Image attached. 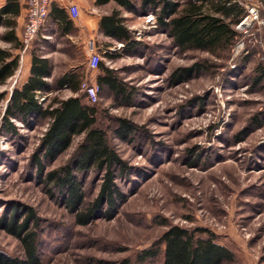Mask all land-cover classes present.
<instances>
[{"label": "rangeland", "instance_id": "374dc122", "mask_svg": "<svg viewBox=\"0 0 264 264\" xmlns=\"http://www.w3.org/2000/svg\"><path fill=\"white\" fill-rule=\"evenodd\" d=\"M242 2L248 14L236 27V44L220 56L179 51L149 15L122 13L136 44L131 51L99 38L117 55L103 62L133 92L130 101L122 102L108 89L100 91L98 125L107 130L128 170L116 171L124 199L115 213L105 209L87 226L78 225L65 194L44 182L48 172L74 163L81 138L49 162L42 149L48 121L11 119L15 131L8 130L4 112L20 80L0 85V95L7 92L0 102V218L17 208L22 221L28 209L33 211L40 223L42 264L135 259L174 225L214 234L235 253L234 264H264V78L258 82L264 69V0ZM45 41L41 53L51 64L67 59L60 51L63 40ZM0 47H7L1 38ZM79 52L71 59L74 64L82 59ZM196 64L199 72L174 81L176 70ZM50 82L54 85V77ZM64 95L48 93L42 104ZM119 119L134 128L126 139L115 133ZM36 158L44 165L41 173ZM79 177L85 209L97 198L103 176L93 169ZM0 251L24 256L21 242L2 228Z\"/></svg>", "mask_w": 264, "mask_h": 264}, {"label": "trees", "instance_id": "16d2710c", "mask_svg": "<svg viewBox=\"0 0 264 264\" xmlns=\"http://www.w3.org/2000/svg\"><path fill=\"white\" fill-rule=\"evenodd\" d=\"M112 1L136 14L152 11L158 26L166 31L174 47L183 53L202 51L220 56L221 52H228L239 36L236 27L248 14L242 0H97L96 4L104 6ZM19 13L17 0H9L0 9V29L8 28L0 38L11 44V48L0 47V85L6 84L19 68V55L12 52L13 49H21L14 19ZM101 30L122 43L128 51L136 47L126 19L118 10L102 18ZM106 57L115 60L117 55L107 51ZM99 69L102 73L96 82L100 91L105 88L122 102L130 101L133 89L118 76L116 70L106 66L103 61ZM199 70V64L193 68H179L172 78L175 82H184ZM261 70L263 74L258 82L264 78V69ZM52 72L50 60L35 54L29 79L22 87H14L10 92L4 118L11 132L15 131L11 119L27 122L35 116L48 121L42 138V149L49 162L55 161L67 151L75 139L81 138L74 163L48 172L44 182L54 185L65 194L67 206L77 212L78 225L87 226L105 209L107 214L115 213L118 202L124 199L116 183V171L123 174L128 169L110 143L107 130L99 127L97 103L92 104L87 99L78 74H65L55 88H67L76 96L54 98L47 106H43L42 99L55 90L54 85L45 80L52 76ZM6 94L0 95V102L6 98ZM119 125L115 131L119 138L126 139L134 132L133 126L124 119H119ZM35 160L40 173L43 172L42 161L39 158ZM93 169L101 173L103 182L97 198L83 209L86 196L79 176ZM21 219L22 214L17 208L10 209L0 218V228L17 238L24 250L21 258L0 251V264H42L38 233L40 223L31 209ZM203 232L207 233L201 229L193 231L178 225L169 226L153 247L139 252L135 259H124L118 264H234L235 253L220 245L214 234L204 236Z\"/></svg>", "mask_w": 264, "mask_h": 264}, {"label": "crops", "instance_id": "0c3cea01", "mask_svg": "<svg viewBox=\"0 0 264 264\" xmlns=\"http://www.w3.org/2000/svg\"><path fill=\"white\" fill-rule=\"evenodd\" d=\"M9 0H0V9L7 5ZM20 5V13L17 17H15V32L18 40L20 41V37L22 35L25 18H26V8H25V0H17ZM66 0H52L51 12L48 18V22H46L45 26L41 30V33L38 39L33 43L30 49L27 52L22 53L21 49H13L12 52L15 55H19V57L23 56V64L20 65L16 72V74L11 78H16L20 80V85L15 87H22L24 83L27 82L31 75L32 69V60L33 56L41 55V57L49 58L41 53V49L43 48L44 42H46V37H54L57 40H63L64 47L60 49V51H64L66 58L65 60L54 59L52 76L49 78H45L46 81L50 83V80L54 77V89L57 87V82L68 73H76L83 82H88L90 84H97L96 82L99 75H101V70L94 69L92 70L89 67V54L88 49L90 43L93 41L95 45V51H97L102 57H106V52L112 50L111 46H106L101 44L99 38L104 37L106 39H110L113 42L120 43L116 41L110 36H107L101 30V21L104 16L110 15L114 10H118L123 14H136L132 11H127L121 6L117 5L114 1L110 2L104 6H98L96 4L97 0H71L76 3L80 8V16L77 19H72L67 7H65ZM137 5H138V1ZM115 6L114 9H108L110 7ZM144 16L155 14L152 11L147 12L146 14H141ZM6 27H2L0 29V35L6 31ZM43 39V43L41 42ZM3 41V40H2ZM5 42V41H3ZM7 47L1 48H11V44L5 42ZM122 44V43H120ZM41 48V49H40ZM80 51L81 53V61L78 64H74L71 59L76 56V52ZM51 62V61H50ZM105 64V63H104ZM107 66V65H106ZM54 92H65L66 96L61 99H67L72 96H76L71 90L67 88L55 89Z\"/></svg>", "mask_w": 264, "mask_h": 264}, {"label": "built area", "instance_id": "2783aa9c", "mask_svg": "<svg viewBox=\"0 0 264 264\" xmlns=\"http://www.w3.org/2000/svg\"><path fill=\"white\" fill-rule=\"evenodd\" d=\"M65 7H67L72 19H77L80 16L79 6L71 0L65 1ZM52 0H25L26 18L24 29L20 37V44L22 53L27 52L33 43L38 39L41 30L48 22V18L51 12ZM153 15L148 16V20L153 19ZM123 46V44H120ZM89 67L92 70L99 68L100 63L103 61V57L95 51V45L93 41L90 43L89 49ZM20 65L23 64V56L19 57ZM16 83V82H15ZM82 91L87 95V99L90 103L95 104L99 101L100 87L97 84H90L88 82L82 83Z\"/></svg>", "mask_w": 264, "mask_h": 264}]
</instances>
